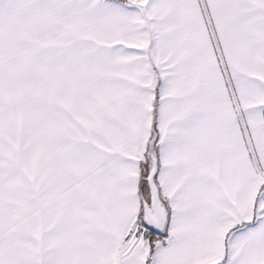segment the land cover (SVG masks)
<instances>
[{
	"label": "snow or ice",
	"instance_id": "1",
	"mask_svg": "<svg viewBox=\"0 0 264 264\" xmlns=\"http://www.w3.org/2000/svg\"><path fill=\"white\" fill-rule=\"evenodd\" d=\"M0 264H264V0H0Z\"/></svg>",
	"mask_w": 264,
	"mask_h": 264
}]
</instances>
